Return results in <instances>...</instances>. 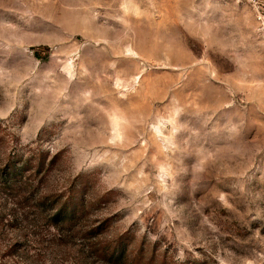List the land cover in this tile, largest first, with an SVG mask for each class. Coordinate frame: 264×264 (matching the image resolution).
I'll return each instance as SVG.
<instances>
[{
	"label": "rangeland",
	"instance_id": "1",
	"mask_svg": "<svg viewBox=\"0 0 264 264\" xmlns=\"http://www.w3.org/2000/svg\"><path fill=\"white\" fill-rule=\"evenodd\" d=\"M0 264H264V0H0Z\"/></svg>",
	"mask_w": 264,
	"mask_h": 264
},
{
	"label": "trees",
	"instance_id": "2",
	"mask_svg": "<svg viewBox=\"0 0 264 264\" xmlns=\"http://www.w3.org/2000/svg\"><path fill=\"white\" fill-rule=\"evenodd\" d=\"M25 168H21L20 164L12 162L9 167L7 168V172L4 173L3 177V183L7 187H12L14 183H20L22 182V179L19 177L20 176V170L24 172ZM27 169H25L26 171ZM22 174V173H21ZM18 189H22L21 186ZM76 200V199H75ZM59 200L56 201L54 204H58ZM84 198L80 200V202L74 201L71 199L70 201H67L62 204V206L58 209H56L55 213L51 216V220L54 222H67V221H72L76 218L77 214L81 211V207L83 205ZM52 210H55L56 205L54 206L52 204Z\"/></svg>",
	"mask_w": 264,
	"mask_h": 264
},
{
	"label": "built area",
	"instance_id": "3",
	"mask_svg": "<svg viewBox=\"0 0 264 264\" xmlns=\"http://www.w3.org/2000/svg\"><path fill=\"white\" fill-rule=\"evenodd\" d=\"M237 2H241V0H236Z\"/></svg>",
	"mask_w": 264,
	"mask_h": 264
}]
</instances>
